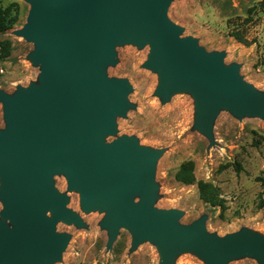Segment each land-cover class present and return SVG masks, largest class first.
Returning <instances> with one entry per match:
<instances>
[{"label": "water", "instance_id": "1", "mask_svg": "<svg viewBox=\"0 0 264 264\" xmlns=\"http://www.w3.org/2000/svg\"><path fill=\"white\" fill-rule=\"evenodd\" d=\"M27 23L13 32L35 46L33 63L41 67V86L0 90L7 129L0 131V264H51L67 236L58 221L82 225L53 186L64 173L69 190L80 195L86 211L107 209L101 226L110 248L120 229L132 234L135 248L154 243L161 264H173L177 252L196 251L209 264L249 254L264 264L260 238L240 231L223 238L205 230V217L179 224L181 213L151 205L153 168L158 154L132 139L109 144L113 119L129 108L126 80L108 78L117 44L150 45L145 67L158 71V94L167 100L180 89L196 96L198 127L211 139L220 108L236 115L264 114V94L239 76L237 65L224 67L223 56L208 53L166 16L172 0H25ZM132 194L139 196L134 202ZM49 213L50 216H47Z\"/></svg>", "mask_w": 264, "mask_h": 264}, {"label": "rangeland", "instance_id": "2", "mask_svg": "<svg viewBox=\"0 0 264 264\" xmlns=\"http://www.w3.org/2000/svg\"><path fill=\"white\" fill-rule=\"evenodd\" d=\"M263 0H172L166 16L181 30V39L191 38L206 52L223 56L224 67L237 65L238 74L251 88L264 94V6ZM0 8L15 18L12 29L0 34L9 55L0 59V90L13 96L18 88L41 86V67L33 63L35 46L13 34L27 23L30 5L25 0H0ZM239 33L249 45L231 35ZM150 45L134 43L114 47V63L103 67L108 78L123 79L131 91L125 96L129 108L113 119V134L101 136L109 144L132 139L138 147L158 154L154 163L151 205L181 213L179 224L187 226L205 217V230L217 238L247 231L260 238L264 251V114L236 117L220 108L212 120L208 138L198 127L196 96L190 89L173 92L165 100L158 94L160 75L145 67ZM7 129L0 103V131ZM192 162L196 182L210 183L218 190L219 205L199 198L197 184L175 180L182 164ZM2 177L0 175V188ZM53 186L68 199L66 207L82 225L57 222L56 232L67 242L51 264H161L157 246L144 240L135 248L132 234L120 229L110 248L108 231L101 226L107 209L86 211L79 192L68 189L64 173L53 175ZM137 203L139 196L132 194ZM0 201V213L2 210ZM47 216H50L47 213ZM0 223L11 227L8 221ZM173 264H209L196 251L177 252ZM226 264H260L249 254Z\"/></svg>", "mask_w": 264, "mask_h": 264}, {"label": "trees", "instance_id": "3", "mask_svg": "<svg viewBox=\"0 0 264 264\" xmlns=\"http://www.w3.org/2000/svg\"><path fill=\"white\" fill-rule=\"evenodd\" d=\"M264 6V0L261 3ZM15 18L9 17V11L7 9L0 8V34L13 28L16 24ZM238 43L242 45H249L245 39L239 33H233L231 35ZM9 46L7 41H0V59L9 55ZM175 180L183 185H194L197 184L199 198L211 206H216L220 204L218 198V190L212 186L210 183L206 182H196L194 175V165L192 162H187L182 164L178 171L176 172Z\"/></svg>", "mask_w": 264, "mask_h": 264}, {"label": "built area", "instance_id": "4", "mask_svg": "<svg viewBox=\"0 0 264 264\" xmlns=\"http://www.w3.org/2000/svg\"><path fill=\"white\" fill-rule=\"evenodd\" d=\"M0 73H2V70L0 69Z\"/></svg>", "mask_w": 264, "mask_h": 264}]
</instances>
